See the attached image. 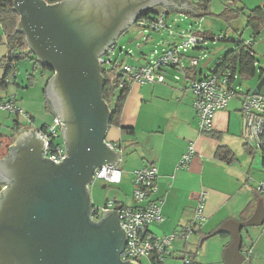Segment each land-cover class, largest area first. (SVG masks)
<instances>
[{
	"label": "water",
	"instance_id": "water-1",
	"mask_svg": "<svg viewBox=\"0 0 264 264\" xmlns=\"http://www.w3.org/2000/svg\"><path fill=\"white\" fill-rule=\"evenodd\" d=\"M158 4L203 14L189 0H13L16 31L25 35L37 61L54 70L44 97L61 122L67 156L61 162L42 157L44 141L27 129L0 159V264H138L119 259L125 242L120 205L102 210L98 220L88 216L87 185L96 168L119 161L105 140L111 111L102 97L98 57L130 26L138 29L135 39L148 40L147 28L136 19ZM251 92L264 93V76ZM263 213L259 204L247 221L228 220L213 233L229 234L225 264H251L241 250V230L262 225Z\"/></svg>",
	"mask_w": 264,
	"mask_h": 264
},
{
	"label": "crops",
	"instance_id": "crops-1",
	"mask_svg": "<svg viewBox=\"0 0 264 264\" xmlns=\"http://www.w3.org/2000/svg\"><path fill=\"white\" fill-rule=\"evenodd\" d=\"M189 1L194 9L199 11L195 5L197 0ZM210 5L211 0L206 10L207 13L198 15H193L190 11L169 10L160 4L153 6L151 10L155 11L158 16H165L167 21L170 16L181 15L184 20H189V27L197 25L195 27H200L202 32L213 34L210 30L202 29L200 25L202 17L209 14ZM255 7H264V1ZM171 25L173 28L171 34L178 35L174 23ZM228 27L230 28V24ZM232 29L228 31H234ZM173 40L174 38L161 50L174 44L176 40ZM201 46L193 47V50H201ZM6 52L7 49L2 50L0 47V55H2L0 57H3ZM194 54V51L186 52L188 57H196ZM184 61L186 62V59ZM146 62L144 60L134 65L142 66ZM120 63H124L123 59ZM175 73V69H165V80L162 83L139 84L128 81L129 90L122 107L120 124L130 128V131L123 132L119 127L111 125L107 129L110 133L105 135L106 142L115 145L116 151L119 152V161L114 166L120 170L121 177L120 182L113 183V185L119 184L118 189H127L130 194L126 203L125 201L120 202L117 198L113 202L118 205L132 206L134 204L131 197L132 172L146 165H155L157 189L152 198L160 202L163 221L152 223L149 228L156 235H168L177 230L182 223L191 220L196 197L203 191L206 194L203 207L205 220L188 240L174 242L172 250L175 256L182 251L194 254L195 263L200 264L197 262L199 247L205 240L219 236L220 241L215 248H210L202 256L201 264H213L214 261L207 259L209 252L218 249L222 259L223 249L230 241L227 232L213 234L216 229L228 220L247 221L254 215L259 204L264 209V197L256 191L258 183L264 180L263 171L262 168L258 170L257 164L254 165L253 155L257 151L242 140L243 123L239 115V104H231L230 100L226 108L215 112L213 129L210 134L202 133L198 128L197 117L192 107V95L187 88V82L174 80ZM15 74L13 82L7 86L3 95L14 99L21 112L18 115H11L0 110V133L12 138L11 140L3 138L9 143L5 155L0 159L8 155L9 146L16 141L20 132L32 129V132L36 133L38 129L50 123L54 117V114L48 110L44 97L48 73L41 72L44 82L42 90L36 95L29 93V85L18 84L20 74L17 72ZM2 75L3 70L0 69V78ZM6 117L7 119L13 118V120L12 123L7 122L9 126L2 132V124L7 120L3 121L2 118ZM15 119L18 124L14 122ZM189 145H192L194 149L190 162L187 167H179L178 163ZM220 145L231 150L234 160L227 161L216 156L217 147ZM124 149L127 152V159L123 175L119 164L123 162L121 155H124ZM2 187L0 185V191ZM210 234V237L202 240ZM241 235V250L250 249V255H260L259 264H264V213L262 225L245 226L241 230ZM222 262L224 263L223 259Z\"/></svg>",
	"mask_w": 264,
	"mask_h": 264
},
{
	"label": "built area",
	"instance_id": "built-area-1",
	"mask_svg": "<svg viewBox=\"0 0 264 264\" xmlns=\"http://www.w3.org/2000/svg\"><path fill=\"white\" fill-rule=\"evenodd\" d=\"M222 1L225 6H230L238 0ZM137 22L147 29H168L170 33H173L172 25L168 23L163 15H156L151 20L138 17ZM178 33L182 38L179 43H174L158 53L155 51L153 59L148 60L145 65L122 64L119 69L121 79L118 82V87H122L127 81L139 84L162 83L165 80L164 70L175 69L174 80L187 82V88L192 95V107L197 117L198 128L202 133L211 132L215 112L226 108L232 98L239 96L242 102L239 111L243 123V140L254 150H259L263 158L264 93H252L250 88L249 92H246L247 89H241V76L238 69L228 64V62L226 63L222 56L217 58L214 66L201 68L197 72L195 69L200 64L199 58L188 57L186 52L190 47L202 45L208 39L205 38L200 27H189ZM226 37V34H221L214 36L211 40H225ZM229 41L231 40L229 39ZM115 44L108 45L104 54L98 57L100 67L113 61ZM244 44L253 46L252 41H245ZM184 59H186V62ZM12 81L13 75L5 78L6 83L10 84ZM0 110H6L14 114L21 112L13 100L3 99L1 95ZM60 129L61 122L59 118L54 116L50 123L36 131V135L44 141L42 157H50L52 161L61 162L62 158L67 156L65 144L61 140ZM108 144L111 149H117L115 145ZM193 153V146L189 145L178 166L187 167ZM262 171L264 173V161ZM120 177V170L116 166L104 165L94 170L92 181L87 187L95 179H102L111 184L119 183ZM156 177L157 169L153 164L135 169L132 172V198L134 204L132 206L121 204L117 210L119 211V224L125 231V242L119 254V259L120 261L133 260L138 264H196L191 253L182 251L175 256L172 249L174 242L188 240L205 220L203 207L206 194L203 191L198 193L190 221L182 223L177 230L168 235H156L149 228L152 223L163 221L160 202L152 198L157 189ZM256 191L264 197V180L258 183ZM114 205L116 203L111 200L106 201L101 208L92 204L89 216L98 220L102 210L111 209ZM243 252L249 258L250 249Z\"/></svg>",
	"mask_w": 264,
	"mask_h": 264
},
{
	"label": "rangeland",
	"instance_id": "rangeland-1",
	"mask_svg": "<svg viewBox=\"0 0 264 264\" xmlns=\"http://www.w3.org/2000/svg\"><path fill=\"white\" fill-rule=\"evenodd\" d=\"M264 0H238L236 3H233L231 7L234 9L237 8H243V13L239 15L234 20L226 21L224 18H221L218 16L220 12L225 8L224 2L222 0H211L210 5V11L209 14H206L202 17L201 20V27L204 30H210L213 35H221L226 34L227 37L225 40H211L208 39L205 41L204 44L201 46V50H193V47H190L188 52H195L194 56L198 57L200 60V64L197 68V70H200L201 64L204 62L205 59L208 57H211L208 67H212L215 65V62L218 57L223 56L228 51H230L233 48L234 42L236 40H242V41H252V50H253V57L255 59V74L252 77H240L241 82V89H252L258 79L262 76H264V27H261L258 33H255L254 28L252 26L248 25V18L247 14L248 11L252 8H254L258 3L262 2ZM169 24H173L176 27V30L178 32L186 30V28L189 27V20H184V18L181 15H173L170 16L168 19ZM231 22V23H229ZM230 24V28H233L234 31H228L230 28L228 25ZM197 26V25H192ZM3 32L2 28L0 26V47L2 50H5L6 46L1 41L3 39ZM138 34V29L134 26L128 27L125 31L121 32L117 39L116 44L114 46V54L112 56L113 63L118 64L121 59H123V64L128 65H137V63H142L145 61H148L150 59H153L156 53L160 52L162 47H165V45L174 38L173 41L175 43H179L182 38L179 35H176V33L173 36L169 32L168 29L163 30H153L148 28L145 31V35L148 36V40L142 39H135L136 35ZM229 39L232 41H229ZM234 41V42H233ZM139 45H142V47H139ZM223 46V48L218 51L216 54H212V52L220 47ZM121 49V52H120ZM192 49V50H191ZM2 56V55H0ZM204 57V59H203ZM2 58V57H0ZM144 59V60H143ZM105 68H110L111 63L106 64L103 66ZM260 70V71H259ZM40 69L33 70V63L26 59H21L17 61V73L20 74V78H18V84H27L29 85V93L32 95H36L37 93H40L42 90V84L44 80L42 79ZM44 73H47L44 71ZM28 74H33V78L29 79ZM238 101V102H237ZM231 104L236 103L239 104V109L241 108V97L235 96L231 99ZM113 102L109 103L108 106L112 107ZM239 115L241 117L240 111ZM6 118H2L3 121H5ZM242 119V118H241ZM13 118H8L6 120V123L2 124V132H4L7 128V122L12 123ZM107 130V135H108ZM110 133V132H109ZM242 136V134H241ZM242 138V137H241ZM243 140V138H242ZM127 152H125L124 149V155H121L123 157V162L119 164V168L123 170V175L125 166H126V155ZM254 165L257 164L258 170L263 167L262 165V157L259 150L254 153ZM259 174V171H258ZM264 174V173H263ZM262 174V178H264ZM261 178V179H262ZM119 185V184H118ZM118 185L110 184L102 179H95L93 183L88 187L89 190V198L90 201L97 207L101 208L104 203L107 200H115L117 198L120 202H127V198L129 197V193L127 189H118ZM132 197V196H131ZM117 200V201H118ZM252 228V227H251ZM248 228V229H251ZM219 236L211 237L207 240H205L201 247H199V251L197 253V262L200 264L202 263V256L210 250V248H215L217 243L220 241ZM217 250V254H216ZM212 252V254H211ZM209 252V256L207 257L208 260H212L215 263L213 264H224L221 259V254L218 253V249L212 250ZM251 257V264H259V258L260 255ZM212 264V263H210Z\"/></svg>",
	"mask_w": 264,
	"mask_h": 264
},
{
	"label": "trees",
	"instance_id": "trees-1",
	"mask_svg": "<svg viewBox=\"0 0 264 264\" xmlns=\"http://www.w3.org/2000/svg\"><path fill=\"white\" fill-rule=\"evenodd\" d=\"M45 1L48 3H55L63 0H45ZM209 3L210 0H197L195 5L196 8L201 13H207L206 10L208 9ZM241 13H243L242 7L241 8L235 7L233 9L230 5V6H225V8L222 10L221 13L218 14V16L224 18V20L228 22L230 20H234L237 17H239ZM140 17L148 18L149 20H151L156 17V13L155 11L151 10L150 12L141 13L139 15V18ZM247 18H248V25L254 28L255 33H258L261 27L264 25V7H255L253 9H250L248 11ZM18 21H19V17L17 13L13 10V0H0V26L3 32L2 34L3 39H1V41L2 42L4 41V44L7 49L6 54L2 58H0V69L3 70V75L0 78V95L1 98L8 100L10 99L13 100L14 102L15 100L12 99L11 97L4 96L3 92L6 90L7 86L9 85V83L5 82V78L10 75H13V79H14L16 76L15 73L17 72V61L21 59L23 60L26 59L31 61L33 63V70L40 69L41 72L45 71L48 73L47 80H49L54 73V70L51 67L42 65L37 61L36 56L30 50L25 35L23 33L16 31V26L18 24ZM203 35L207 39H212L214 36H216L204 32ZM244 42L245 41L242 40H239L237 42L235 41L233 48L230 51H228L226 54H224L222 57L225 59L226 63L228 62V64L235 66L238 69L241 77H252L255 74V59L253 57V50L251 45H246L244 44ZM105 65L106 64H104L103 66ZM103 66H101V74L104 78L105 84L102 90V97L107 102L108 105L109 103L113 102L112 107L109 106L111 111L110 121H109L110 126L111 125L117 126L123 132L130 131V128L123 127L120 124V115L122 112V107L129 90L128 81L125 82L122 87H118V82L121 79V75L119 74V69L121 68L122 64L120 62L116 64L113 63L112 61L110 68H105ZM28 77L29 79L33 78V74H28ZM8 113L11 115H18L10 112ZM14 122L18 124L16 119L14 120ZM3 138H8V136L2 135L0 133V157L5 155L4 153L6 152L9 143L7 141H4ZM8 139L11 140L12 138H8ZM216 156L227 161L234 160L233 153L228 147L224 145H220L217 147ZM90 222L94 225L100 224V222H93L91 220ZM193 257H195L194 254Z\"/></svg>",
	"mask_w": 264,
	"mask_h": 264
},
{
	"label": "flooded vegetation",
	"instance_id": "flooded-vegetation-1",
	"mask_svg": "<svg viewBox=\"0 0 264 264\" xmlns=\"http://www.w3.org/2000/svg\"><path fill=\"white\" fill-rule=\"evenodd\" d=\"M137 19H138V18H137ZM137 19H136V20H137Z\"/></svg>",
	"mask_w": 264,
	"mask_h": 264
}]
</instances>
